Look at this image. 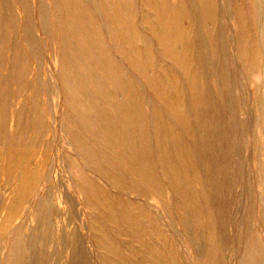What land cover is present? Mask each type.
Here are the masks:
<instances>
[{"label":"rangeland","instance_id":"1","mask_svg":"<svg viewBox=\"0 0 264 264\" xmlns=\"http://www.w3.org/2000/svg\"><path fill=\"white\" fill-rule=\"evenodd\" d=\"M0 264H264V0H0Z\"/></svg>","mask_w":264,"mask_h":264}]
</instances>
